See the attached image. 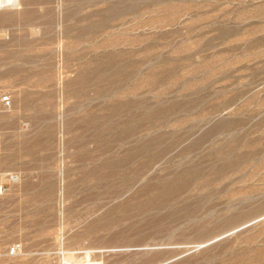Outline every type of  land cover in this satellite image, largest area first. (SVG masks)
<instances>
[{
	"label": "rangeland",
	"instance_id": "1",
	"mask_svg": "<svg viewBox=\"0 0 264 264\" xmlns=\"http://www.w3.org/2000/svg\"><path fill=\"white\" fill-rule=\"evenodd\" d=\"M4 92L0 264H264V0H1Z\"/></svg>",
	"mask_w": 264,
	"mask_h": 264
},
{
	"label": "built area",
	"instance_id": "2",
	"mask_svg": "<svg viewBox=\"0 0 264 264\" xmlns=\"http://www.w3.org/2000/svg\"><path fill=\"white\" fill-rule=\"evenodd\" d=\"M0 101H1L2 104H4V105L8 104V103H9V96H8V94L5 93V92L2 93V94H0ZM7 177H8V179H10V180H15L17 176H16V174L13 173V172H8ZM14 249H15V244H12V245L9 247L8 251H9V252H13Z\"/></svg>",
	"mask_w": 264,
	"mask_h": 264
},
{
	"label": "water",
	"instance_id": "3",
	"mask_svg": "<svg viewBox=\"0 0 264 264\" xmlns=\"http://www.w3.org/2000/svg\"><path fill=\"white\" fill-rule=\"evenodd\" d=\"M172 257H173V256L167 257V258H165V259L159 261V262L156 263V264H159V263H162V262H164V261H167V260L171 259Z\"/></svg>",
	"mask_w": 264,
	"mask_h": 264
},
{
	"label": "bare ground",
	"instance_id": "4",
	"mask_svg": "<svg viewBox=\"0 0 264 264\" xmlns=\"http://www.w3.org/2000/svg\"><path fill=\"white\" fill-rule=\"evenodd\" d=\"M10 1V0H9ZM0 2H1V0H0ZM3 2H5V1H3Z\"/></svg>",
	"mask_w": 264,
	"mask_h": 264
}]
</instances>
